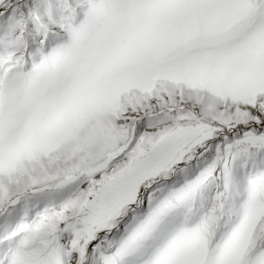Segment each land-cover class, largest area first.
<instances>
[{"label": "snow or ice", "instance_id": "obj_1", "mask_svg": "<svg viewBox=\"0 0 264 264\" xmlns=\"http://www.w3.org/2000/svg\"><path fill=\"white\" fill-rule=\"evenodd\" d=\"M0 264H264V0H0Z\"/></svg>", "mask_w": 264, "mask_h": 264}]
</instances>
